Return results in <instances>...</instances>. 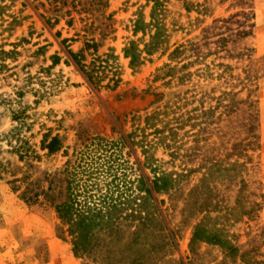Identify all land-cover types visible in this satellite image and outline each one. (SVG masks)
<instances>
[{
  "label": "rangeland",
  "instance_id": "rangeland-1",
  "mask_svg": "<svg viewBox=\"0 0 264 264\" xmlns=\"http://www.w3.org/2000/svg\"><path fill=\"white\" fill-rule=\"evenodd\" d=\"M187 3L189 7L207 4L209 13L206 17L188 14L184 9ZM150 8L144 0H0V62L4 60L0 63V264H100L97 258L102 255L109 258L105 264H264V0H168L166 23L172 48L193 41L215 19L229 22L223 30L203 34L197 50L194 46L188 52L185 60L192 66L183 72L195 76L182 85L175 80L180 73L172 79H162L158 73L169 64L167 56L154 55L135 72L124 58L126 44L143 37L133 36V23L138 17L147 23ZM248 12L254 14L252 30L246 29L250 20L243 27L245 17L241 14ZM243 31H251V36L242 38ZM223 32L227 36L225 49L218 44ZM86 40L98 44V56L116 57L108 59L120 68L116 89L92 87L68 55L82 50ZM40 48L45 49L38 53ZM14 49L18 55H2ZM91 54H85L86 64L91 62ZM53 56L59 58L54 67ZM220 65L231 68L224 70ZM49 67L48 72L40 71ZM197 71L202 78L197 77ZM224 73L243 84L230 78L225 84ZM229 86L240 92L242 99L247 95L258 99V150L248 158L234 156L232 149L243 136L246 120L238 112H228L229 117L220 124L216 121L217 125H210L211 117L197 121L196 115H190L196 120H191L192 124L206 123L205 131L192 137V130L195 135L198 129H191L189 122L176 138L179 147L169 143L170 148L164 142L148 152L151 163L156 160L164 172L185 171L178 189L166 194L152 190L155 201L148 199L141 208L144 223L137 216L121 214L120 233L114 241L102 234L88 236L90 246L88 242L86 246L93 263L76 258L56 214V206L68 202L67 162H76L80 157L77 151H84L92 137L118 142L133 135L116 162L122 165L119 190L128 197L136 196L141 171L150 188L154 180L151 171L143 167L146 159L140 146L133 143L139 140L140 134L135 133L137 127H144V118L165 107L174 111L173 105L179 102L181 112L214 107V99ZM19 91L23 98L16 99L14 94ZM3 99L15 100L16 105L6 106ZM19 109L28 116V128L22 135L42 156L33 168L19 164L2 137L16 127L11 117L13 110ZM157 128L164 131L162 124ZM49 131L61 137L63 146L59 153L45 156L39 147ZM175 150L176 159L170 156ZM210 162L220 163L228 171L229 165L243 164L247 169L245 184H238L233 172L222 173L218 167L209 171V180L200 182ZM17 165L21 170H15ZM26 173L33 184L29 180L11 183L13 175L20 178ZM109 181L100 183L103 193L111 187L106 185ZM28 198L34 199L28 202Z\"/></svg>",
  "mask_w": 264,
  "mask_h": 264
},
{
  "label": "trees",
  "instance_id": "trees-1",
  "mask_svg": "<svg viewBox=\"0 0 264 264\" xmlns=\"http://www.w3.org/2000/svg\"><path fill=\"white\" fill-rule=\"evenodd\" d=\"M147 6L151 5L149 13V21L146 23L142 17L133 23L132 34L134 37H137L141 34L143 37L135 41H129L123 49L124 58L129 61V68L135 72L139 70L146 62V59L153 57L154 55L161 54L162 56H167L169 64L158 71L162 73L165 79H172L175 77L176 72L180 73L176 77L178 83L183 84L186 78L195 76L194 74L185 73L190 66H192L189 60H185L186 55L191 48L195 46L197 50V45L201 43V36L208 34L209 30H223L229 22L225 19H215L211 26L201 29L200 34L194 38L193 41H187L185 44L176 45L172 48L170 46L169 40V28L166 23V14L168 10L166 8V3L168 0H144ZM187 3L184 6L185 11L190 14L194 12L199 17H206L208 11L207 4H191L188 6ZM242 13L241 16L245 20L243 27H246L247 22L250 20V25L247 26V30H252L254 28V14L253 12ZM213 16V15H211ZM195 22L199 23L200 19H195ZM251 36V31L241 32L242 38H247ZM220 43L225 49V44L227 42V36L223 32L220 36ZM145 38H148L145 40ZM98 44L94 40H86L84 42V47L77 54L68 52V55L72 59L73 63L79 69L81 74L85 77L87 82L96 89L104 88L106 90H114L117 88L120 83V68L118 65H113L109 62L108 59L112 58L116 60L114 56H98L97 52ZM45 48H40L39 52H42ZM91 52V62L86 64V53ZM2 55L5 56H16L18 52L16 49L6 54L2 52ZM191 59V58H189ZM193 59V58H192ZM200 60L199 57H195L194 60ZM53 61V67L59 62L57 56L51 57ZM4 60H1L0 63H3ZM187 62V64H186ZM175 64V66H172ZM4 65L1 66L3 68ZM225 70H230V66L220 65ZM52 67H49L48 70L41 68L40 71L48 72ZM185 71V72H183ZM198 78L203 76L199 71H197ZM30 77V76H29ZM226 78L231 80H237L238 85L243 84L240 80L234 79V76H225L223 80L225 84H228ZM31 79V77H30ZM159 79V78H156ZM107 80V81H106ZM107 82L105 86H102L103 82ZM240 81V82H239ZM231 85V84H230ZM233 85V84H232ZM18 91V90H17ZM240 92H236L232 86H229L227 90H223L220 93L218 98L214 99L215 106L209 107L208 109L201 107L200 109L194 108L191 112H181L178 108L179 104L174 107V111L171 110V107H165L162 110H155L152 114L146 116L143 120L144 127H137L136 133L138 132L139 140L138 142H133L135 145L140 146L143 157L146 161L143 164V167L149 169L153 174V186L150 188L148 185L149 180L143 173L140 172L139 179L137 181L138 185V194L127 196V192H124L119 189V180L118 174L122 171L119 160L116 159L120 157V152L123 147L127 146L128 140H131L133 135H129L124 138H120L118 142L108 141L99 137H92L88 140V144L84 147V151L76 153V156H80L76 162L70 163L69 161L66 164V169L64 170L65 175L67 176L66 180V192H67V201L65 204L56 206V214L58 220L61 222V231L71 240L72 252L74 256L78 259L91 260L90 252L87 249L86 242L90 246V239L88 236L94 237L96 235L102 234L103 236L108 237L109 239H116L118 233H120V222L123 217L120 215L123 214L126 218H140V223H144L146 218H141L145 213L141 212L142 206H146L147 200L155 201L152 197V190L156 193H168L175 192L180 183L181 178H185V171L180 173L177 172H164L156 165V160L154 164L151 163V159L148 156V152H151L158 146L167 142V147L171 146L169 143L173 144V147H179L178 140L179 132L184 130L185 124H188L192 119L190 118L193 115L197 116V121L203 117H211L210 125H217L216 121L219 120V124L223 122V118L229 117L228 112L239 116L243 115L245 124L242 125L243 136L237 139V144L233 147L232 151L234 156L237 158H248V154L258 150L259 141L256 134L257 128V97L252 98V96L247 95L245 99L240 98ZM16 99L23 98V93L21 91L14 94ZM177 99L180 98L179 95L176 96ZM6 100V99H3ZM185 101V100H183ZM6 105L15 104V100H6L3 101ZM245 109V110H243ZM233 110V111H231ZM172 111V113L170 112ZM231 111V112H230ZM216 113H218L216 116ZM191 115V116H190ZM187 116V118H186ZM28 119L26 111L24 109L13 110L11 121L16 123L14 127L8 134L2 135L5 138L8 147L10 148V153L17 157L19 164H22L25 168H33V163L39 162L42 159L33 148L26 141L22 135L24 128H28L25 120ZM141 118H137L136 121H140ZM192 120V121H196ZM191 121V122H192ZM190 122V128H197L198 132L194 135L195 131L192 130V137H197L200 132L205 131L204 128H207L206 123H199L197 125ZM63 120L59 121L58 125H62ZM163 125V129L159 130L157 127ZM202 128V129H201ZM146 130H150L151 133L146 135ZM194 135V136H193ZM152 137L150 140L149 138ZM128 139V140H127ZM63 146V141L59 135H52L49 132L42 136L40 142V151L45 152V156H52L61 151ZM173 148V149H174ZM174 159L178 157L177 150L171 153L170 155ZM77 158V157H76ZM156 162V163H155ZM211 166L208 172L201 175L200 182L204 183L211 175L209 171L213 168L222 169V173L233 172L235 181L242 185L245 184L243 176L247 172V169L243 164L236 162L233 165H229V170L226 167H222L220 163L210 162ZM243 169V170H242ZM15 170H21V167L18 165L15 166ZM12 184L25 183L28 180L30 185L33 184V180L28 177L27 173L18 178V175L12 176ZM107 189L105 193L102 192L100 183L107 181ZM116 184V186H113ZM50 190V189H49ZM115 193H117L115 195ZM26 193H23L25 196ZM82 197V200L79 198ZM34 198H28V202ZM127 212L129 214H127ZM194 236L199 227L194 228ZM116 236V237H115ZM63 238V237H62ZM99 246V245H98ZM92 252V249L90 250ZM109 258L102 255V258H97L98 263L105 264ZM93 263V260H91ZM94 262H96L94 260ZM135 263V262H133Z\"/></svg>",
  "mask_w": 264,
  "mask_h": 264
}]
</instances>
